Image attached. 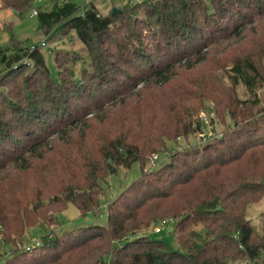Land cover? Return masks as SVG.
<instances>
[{
    "label": "trees",
    "instance_id": "obj_1",
    "mask_svg": "<svg viewBox=\"0 0 264 264\" xmlns=\"http://www.w3.org/2000/svg\"><path fill=\"white\" fill-rule=\"evenodd\" d=\"M36 1L1 0L3 8L20 14ZM263 15L264 0H212L211 6L204 0H143L107 16L94 6L82 11L69 0H57L51 9L39 10L44 34L57 27L75 30L90 63L79 78L62 67L55 77L38 47L10 59L0 75V172L10 167L27 172L33 159L45 160L54 140L62 141L71 153L58 161L66 173L65 187L52 201L72 203L83 214L97 210L104 194L100 182L108 174L135 162L144 167L148 155L165 149L168 140L188 137L201 127L191 114L198 112L203 94L194 97L195 106L180 100L150 102L173 80L176 62L238 34L250 18ZM170 55L173 59H166ZM26 57L31 64L23 63ZM247 58L236 72L253 88L258 70ZM142 83L152 95L139 90L133 105L130 91ZM242 108L231 111L235 127L221 139L175 150L159 170H143L107 205V225L43 236L37 247L11 251L4 264H232L241 256L250 262L259 258L264 236L258 242L246 214L264 196V117L254 118L252 107ZM122 112L126 119L119 118ZM93 122L108 125L113 135L90 139ZM4 179L0 241L14 248L30 226V213L43 205L40 195L11 201L9 194L16 189ZM169 215L179 218L183 251L140 233ZM199 225L200 231L193 229Z\"/></svg>",
    "mask_w": 264,
    "mask_h": 264
},
{
    "label": "rangeland",
    "instance_id": "obj_2",
    "mask_svg": "<svg viewBox=\"0 0 264 264\" xmlns=\"http://www.w3.org/2000/svg\"><path fill=\"white\" fill-rule=\"evenodd\" d=\"M56 1H36L31 8L20 14L13 9L3 8L0 0V75L9 67L10 59L26 51L32 52L37 47L44 55L51 74L55 77H58L59 67H62L65 69V74L70 75L73 70L74 76L79 78L82 69L89 66L88 50L75 30L69 27H57L49 34H44L39 17L30 16L35 9L38 11L51 9ZM69 1L79 6L82 11L86 3L90 2L89 7L94 6L102 16H107L114 14V11L120 13L122 9L143 0ZM204 1L209 6L212 5V0ZM58 2L63 3L64 0H58ZM143 14L144 12H141L139 17L143 18ZM148 32L147 30L144 34L147 35ZM34 46L35 49H33ZM202 55H206L204 60H202ZM173 57L170 55L166 59H173ZM186 57L187 59L183 58L181 62H176V74L173 80L162 88L159 94L149 99L150 102L153 99L162 100L164 105H169L173 100H180L185 106H195L197 102L194 97L203 94L204 97L199 101L198 112L192 111L191 114L194 124H201V127L188 137L182 136L168 140L165 149L148 155L144 167L141 162H135L130 168L119 167L116 172L108 174L100 182L104 194L101 206L97 210L83 214L72 203L67 206L63 201L60 203L52 201L53 197L61 192L62 187H65L66 173L63 172L64 168L59 165L58 161L62 155L71 153L70 146L62 141L54 140L53 150L47 154L45 160L33 159L31 170L21 172L15 167H10L6 172H0V179L5 177L4 184L12 185L13 189H16L14 195L12 191L9 194L11 201L17 196L34 195L37 197L40 195V204L43 205L36 212L30 213V226L19 238L20 244L13 248L12 243L0 241V264H4L14 249L25 250L39 246L43 236L53 237L56 234L61 235L90 225H107V205L137 181L142 176L143 170L146 172L159 170L170 159V156L176 153L175 150L182 151L198 145L203 146L221 139L226 132L235 127L231 111H234L236 106L237 111L243 109L242 106L252 107L254 118L264 117V15L250 18L238 34L220 38L208 50L202 49L200 54H190ZM245 58L252 61L258 70V76L253 78V88H249L241 78L237 77L236 67L238 63L242 64ZM23 63L31 64L32 61L26 57ZM188 65L191 67L193 65V67L189 68ZM144 87L146 84L142 83L137 89L130 91L133 105L139 100V90L143 89L141 93L144 95H152V93H147ZM132 108L135 109L132 106L128 111ZM117 109L118 106L115 111ZM124 114L122 112L119 118L125 116L126 119ZM132 120L133 117L129 114L128 122L131 123ZM238 120L241 119L238 118ZM80 129L84 130L85 127L81 125ZM99 133L112 136L114 130L106 124L93 122L89 138L98 137ZM155 155L159 156V160L153 161ZM32 207L33 205L30 206L31 209ZM246 216L256 231L258 242H261L264 236V196L249 205ZM164 221L167 222V226L161 233H156L155 230ZM178 221L179 218L169 215L164 219L154 221L149 228L141 230L140 233L151 239L166 242L175 251H183L185 249L179 240L184 234L176 227ZM170 227L173 228L174 233L168 231ZM193 229L200 231L202 227L194 226ZM232 264H264V247L259 258L250 262L247 257L241 256Z\"/></svg>",
    "mask_w": 264,
    "mask_h": 264
},
{
    "label": "built area",
    "instance_id": "obj_3",
    "mask_svg": "<svg viewBox=\"0 0 264 264\" xmlns=\"http://www.w3.org/2000/svg\"><path fill=\"white\" fill-rule=\"evenodd\" d=\"M38 1H41V0H38ZM89 4H90V2H87L86 3V7H89ZM38 13H39V11L37 10V9H35V10H33L32 11V13H31V17H33V16H37L38 15ZM36 47L34 46L33 47V49H35ZM157 160H159V156L158 155H155L154 157H153V161H157ZM167 226V222L166 221H164L162 224H161V226L160 227H158L156 230H155V232L156 233H161L164 229H165V227ZM39 245V244H38Z\"/></svg>",
    "mask_w": 264,
    "mask_h": 264
},
{
    "label": "water",
    "instance_id": "obj_4",
    "mask_svg": "<svg viewBox=\"0 0 264 264\" xmlns=\"http://www.w3.org/2000/svg\"><path fill=\"white\" fill-rule=\"evenodd\" d=\"M116 12H117V11H114L113 13L115 14ZM172 230H173L172 227L168 228V231H169V232H172Z\"/></svg>",
    "mask_w": 264,
    "mask_h": 264
}]
</instances>
